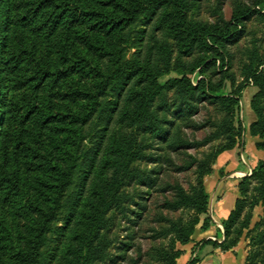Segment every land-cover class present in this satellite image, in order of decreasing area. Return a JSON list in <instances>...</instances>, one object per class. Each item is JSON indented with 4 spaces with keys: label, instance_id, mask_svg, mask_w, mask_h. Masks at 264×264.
Returning a JSON list of instances; mask_svg holds the SVG:
<instances>
[{
    "label": "trees",
    "instance_id": "16d2710c",
    "mask_svg": "<svg viewBox=\"0 0 264 264\" xmlns=\"http://www.w3.org/2000/svg\"><path fill=\"white\" fill-rule=\"evenodd\" d=\"M253 18L264 20V0H232L229 18L221 0H0V264H176V244L201 216V230L213 222L204 177L241 140L235 115L250 83L248 131L264 151V50L244 47L238 73L231 50ZM207 105L218 116L196 120ZM95 115L109 132L89 145ZM205 127L201 139L185 133ZM214 141L201 157L186 151ZM172 153L188 158L176 164ZM165 162L193 168L194 182H161ZM237 189L222 240L206 241L225 252L244 236V264H264V156ZM154 190L169 194L160 207L192 215L157 214L151 237L161 241L129 256L132 232L122 241L112 228L138 225Z\"/></svg>",
    "mask_w": 264,
    "mask_h": 264
},
{
    "label": "rangeland",
    "instance_id": "374dc122",
    "mask_svg": "<svg viewBox=\"0 0 264 264\" xmlns=\"http://www.w3.org/2000/svg\"><path fill=\"white\" fill-rule=\"evenodd\" d=\"M222 1V8H223V12L226 18L230 17L231 14V9H232V0H221ZM246 1H250V0H246ZM214 2V0H210V3ZM208 5V4H207ZM203 6L201 9V16L203 17H207L209 19H212L210 17V13L208 10V7ZM244 47H257L258 49H260L261 51L264 50V20H260L258 18H253L252 20L247 22V28H246V32L244 34V36L241 38V40L239 41V43L235 46H232L231 50L234 52L235 56H234V60H233V70L235 72L238 73V62H239V58L242 56L241 52L242 49ZM241 51V52H240ZM175 73H170L169 75L163 76L161 78V81H165L168 77L170 76H174ZM192 79L193 81L196 80V77H194V75H192ZM242 78L240 76H237V82L241 81ZM230 91V85L228 82H225L224 88L222 89V92L227 93ZM256 91V87L248 84L246 86V88L242 91V95L240 97L239 100V104L236 110V115H235V119L236 122L239 123L243 129V135L241 137V140L239 142V144L236 147V149L233 151V157L235 160H237L241 166L245 167V169L243 170V174L241 173H237V178L240 180L243 176L245 175H249L251 173L252 168L257 164L258 160L263 158L264 156V151H261V155H256L254 154V149L251 150L250 148V143H247L246 147H241L243 142V136L245 133V130L248 129L249 124L255 120V115L252 111V109L250 108V100L252 95L255 93ZM216 116H218L216 110L211 106V105H207L205 108H202L200 113L198 115H196L194 118L198 121H202L208 117L210 118H215ZM107 119H103L98 117L97 115H95L88 123L87 125V130H86V141L89 145H93V144H97L99 143L102 139V142L105 141V137L103 138V135L105 133L109 132V129H106L105 127L108 126L107 124ZM113 128L111 127L110 130H112ZM209 127H205L202 129H198V130H194L192 128H185V133L188 135L189 138L191 139H201L203 138V136L209 132ZM107 135V134H106ZM260 140L258 137H256V141ZM255 141V143H256ZM216 143V141L212 142L211 144L202 146V147H198V148H189L187 149V153L191 154V155H195L198 157H201L203 153L207 152L208 150H210L211 146L214 145ZM254 143V146H255ZM234 147V148H235ZM256 148V147H255ZM231 150V149H230ZM259 150V149H257ZM227 152L229 150H226ZM224 151V152H226ZM223 153V152H222ZM256 156H254V155ZM221 155V153L218 155L215 163L213 164V171L216 169L215 173V177L214 178H210V175H207L204 177V184H205V188L206 190L210 193V198H209V214L211 215L212 218V224L207 228L210 229L212 228L213 230L210 232V234H208L207 238H202V239H198L199 241H196L194 243L195 244H199L203 241V243H207L206 239H210L212 241H218L220 242L223 238L222 236V225L220 222H217V220L215 218L212 217L211 211H213L214 215L216 217H221V211H220V207L217 206V200L219 199V197L221 196V192L219 189H217L218 184L221 182L219 181V178L227 175L230 173V171H225L224 167H223V163H225V161H219L218 162V158ZM254 156V157H253ZM259 156V158H257ZM171 158L172 160L176 163V164H181L185 159H187V155L186 154H182V153H172L171 154ZM230 160V159H229ZM229 160L227 161V163L229 162ZM218 163V164H217ZM140 165L146 166L148 168L153 167L152 163L149 164H142L140 163ZM218 169V170H217ZM158 177L159 180L162 181H173V180H179L185 188H188L189 183H193L194 182V178H195V174L193 171V168L187 171H183V172H178L176 170H174V168L170 165H168L166 162L162 164V170L159 171L158 173ZM80 178H78L75 181H79ZM79 188L77 183H74L72 185V188L70 189V193L73 194V196H75L74 194L77 192V189ZM143 190H145V188H143ZM69 193V192H68ZM146 198V210L143 212L142 214V218L139 220L138 225L136 226H132L130 221L127 220H122L121 227H114L112 228V230H115L118 236L119 240L122 241H127L128 240V233L131 231L133 234V246L130 250H128V255L132 256V257H136L137 255V249L139 248L141 250L142 253H144L145 251H147V249L152 245V244H158L161 240L159 239H153L151 237V235L153 234V230L152 228H159L160 224L159 222L156 220V215L159 213H162L164 215H167L169 217H173L176 218L179 215H183L184 218H188L189 216L192 215V212L187 213L186 211H181V210H176V211H170L167 209H164L162 207H160L164 197H168L169 194L166 193H161L158 191H151L150 194H145ZM234 202V200H233ZM67 210V208H66ZM262 213V209L260 206H256L253 211H252V218H251V223L250 226L253 225L254 222H256L259 218L260 215ZM134 218V216H132ZM202 219L203 216L200 217V221L199 223L196 225L195 231L193 234H195V232L201 231L203 232V230H201V224H202ZM124 225H128L129 227H131V229L126 230L124 227ZM217 227H219V230H217ZM206 229V230H207ZM205 231V230H204ZM192 234V236H193ZM191 241H192V237H191ZM189 243V242H188ZM239 244V248H238V252L240 254H243L245 252V254H247V239L242 236L240 238V241L238 242ZM237 244V245H238ZM181 244L177 243L176 247L178 249L179 246ZM218 250L221 251V249L219 247H217ZM198 258V257H197ZM237 259V258H236ZM145 260V257H142V261ZM237 260H239L241 262V258H238ZM122 264H127L126 262H122ZM141 264V263H139ZM225 264H229L228 262Z\"/></svg>",
    "mask_w": 264,
    "mask_h": 264
},
{
    "label": "crops",
    "instance_id": "0c3cea01",
    "mask_svg": "<svg viewBox=\"0 0 264 264\" xmlns=\"http://www.w3.org/2000/svg\"><path fill=\"white\" fill-rule=\"evenodd\" d=\"M255 141H256V137L251 136L247 129L245 130L243 136L244 144L242 143L241 147L243 146L246 147L247 143H250V148L251 150L254 149L255 152L254 154L260 156L262 153L260 150H257L255 148L254 146ZM235 149L236 147L229 150L228 152L226 151L221 153V155L218 158V162L225 161V163H223V167L225 171H230V173L219 178V181L221 182L218 184L217 189L220 190L221 196L217 200L216 204L217 206L220 207L222 216L220 218L216 217L213 211H211L212 217L215 218L217 222L222 221L228 216L230 210L233 208L234 205L233 200L235 201L236 197H238L239 194L237 189V183L239 179L237 178L236 175L237 173L243 174L242 172L245 169V167L241 166V164L234 159L233 151ZM259 156L257 158H259ZM226 160L227 161L229 160V162L227 163ZM215 171L216 169L213 171L210 178L215 177L216 175ZM212 230L213 229L210 228L203 232L201 231L195 232V234H193L192 236V241H190L187 244L180 245L179 248L181 249V254L176 259V264H188L189 261L194 257H198L199 259L198 264H225L227 262L229 264H244L246 254L245 252L243 254H240L238 252L239 244L236 245L233 249L225 252L218 250L217 247H214L211 243L208 242L203 243L202 241L201 243L194 245L196 241H199L202 238H207L208 234H210ZM236 258L237 259L241 258L242 259L241 262Z\"/></svg>",
    "mask_w": 264,
    "mask_h": 264
}]
</instances>
